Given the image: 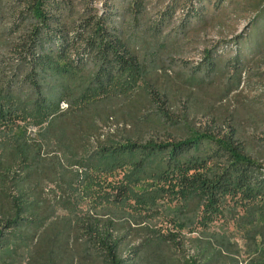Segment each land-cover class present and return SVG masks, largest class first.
<instances>
[{
	"label": "trees",
	"instance_id": "trees-1",
	"mask_svg": "<svg viewBox=\"0 0 264 264\" xmlns=\"http://www.w3.org/2000/svg\"><path fill=\"white\" fill-rule=\"evenodd\" d=\"M147 1L101 11L92 0H0V264H138L146 240L116 208L131 190L102 178L126 165L175 176L179 228H207L228 198L260 201L264 217V160L196 95L222 81L224 98L264 67V0H168L154 14ZM243 13V33L169 74L181 37ZM22 120L38 135L16 134ZM246 237V259L224 233L191 242L198 264H264V221Z\"/></svg>",
	"mask_w": 264,
	"mask_h": 264
},
{
	"label": "rangeland",
	"instance_id": "rangeland-1",
	"mask_svg": "<svg viewBox=\"0 0 264 264\" xmlns=\"http://www.w3.org/2000/svg\"><path fill=\"white\" fill-rule=\"evenodd\" d=\"M92 1L94 6L103 11L106 0ZM109 1L120 4L122 0ZM167 2L168 0H148L147 4L152 10L151 13L154 14ZM180 15V12L176 13L165 33L178 26ZM250 16L243 13L240 17L234 18L232 14H227L223 16V27L211 26L204 31L192 29L189 39L181 37V51L173 55V60L167 59L165 62L170 64L167 66L169 74L175 76L174 72L180 69L181 64H194L199 61L205 46H211L217 41L225 43V40L243 33ZM251 68L255 72L249 73L248 70L240 85L229 95L227 93L224 98H221V95L225 92L226 85H223L222 81L213 89L196 95L198 101L201 100L208 110H212L217 116H225L226 120L234 124L250 153L264 160V67L252 65ZM129 82L131 86L140 85L142 76H135ZM66 105L64 102L61 103L63 108ZM27 122L29 121H20L19 127L14 130L15 133L26 132L29 137L37 136L39 127ZM93 175L97 174L93 173ZM105 175L102 178L107 181L103 179L104 181L115 185L127 184L131 190L130 195L121 204L116 205V208L121 215L131 219V226L136 229L135 234H142L137 236L136 243L146 240L142 246V258L138 264H187L186 262L198 264V249L192 244L191 238L200 237L203 232H218L230 236L242 249V259H246L245 249L248 241L246 232L264 221L258 207L260 201L248 202L228 198L222 212L214 214V219L207 228L202 225V220H197L190 227L179 228V219L185 212L180 195L176 192L179 187L175 183L174 175L158 178H151L150 175L140 176V173L133 172V167L130 165ZM89 191L95 195L106 192L102 188L93 191L92 186L89 187ZM254 216L257 220L252 222ZM179 231L187 238L186 243L178 247L168 244L166 235ZM241 264H246V261Z\"/></svg>",
	"mask_w": 264,
	"mask_h": 264
},
{
	"label": "bare ground",
	"instance_id": "bare-ground-1",
	"mask_svg": "<svg viewBox=\"0 0 264 264\" xmlns=\"http://www.w3.org/2000/svg\"><path fill=\"white\" fill-rule=\"evenodd\" d=\"M62 108H63V106H61ZM66 107H67V105H66Z\"/></svg>",
	"mask_w": 264,
	"mask_h": 264
}]
</instances>
